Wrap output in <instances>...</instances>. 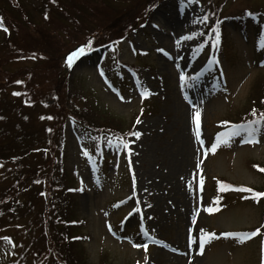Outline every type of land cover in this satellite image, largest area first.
Returning <instances> with one entry per match:
<instances>
[{
    "label": "rangeland",
    "instance_id": "374dc122",
    "mask_svg": "<svg viewBox=\"0 0 264 264\" xmlns=\"http://www.w3.org/2000/svg\"><path fill=\"white\" fill-rule=\"evenodd\" d=\"M147 1L88 0L92 11L88 19L117 8V12L129 9L131 14L141 11L144 23L128 31L119 50L110 47L89 53L84 48L71 66L63 55L61 76L73 79V91H91L97 97L98 111L88 106H84L88 111H82L93 123L132 133L112 144L107 139L98 141L71 120L66 165L76 181L72 182L75 188H68L74 193L68 221L60 225L55 219L61 209L56 200L65 196L58 193L45 202L43 194H36L33 199L39 190L33 176H28L22 189L17 187L27 201L21 210L0 207V264H34L36 237L42 242L48 233L56 241L48 243L43 264H59L57 260L65 264H260L264 237L249 235V241L243 242L239 237L264 223V203L243 201L246 194L236 191L264 182L257 166L264 168V128L260 135L242 131L235 140L228 128L230 119L240 121L241 112L255 111L252 104L264 99V62L256 47L262 27L249 24L245 32L238 24L239 12L264 7V0L223 3L224 15L240 16L232 18L235 22L225 18L226 41L218 43L221 51H217L216 34L210 32L211 20H204L207 10L202 0H161L144 12ZM71 16L56 14L58 26L52 33L59 34L70 22L79 23ZM68 30L64 35L69 39L59 36L77 46L76 32ZM87 36L80 35L79 41ZM46 37L56 39L42 24L30 32L28 41L40 47ZM4 56L3 60L11 59ZM114 56L135 67L139 75L123 66L121 80L112 69ZM214 60L222 67L223 81L215 82L208 73L207 65ZM28 64L32 62L21 60L8 67L16 70ZM57 71V67L49 71L47 83H56ZM8 93L9 101L13 95L6 97ZM143 100L155 103L152 114H141ZM218 138L222 142L213 152ZM97 144L105 159L96 156ZM38 151L35 146L21 157L23 169L36 165L32 161L38 160ZM5 165H0V195L7 188L5 179L9 187L14 183V174L2 177ZM204 233H215L216 238L201 249Z\"/></svg>",
    "mask_w": 264,
    "mask_h": 264
},
{
    "label": "trees",
    "instance_id": "16d2710c",
    "mask_svg": "<svg viewBox=\"0 0 264 264\" xmlns=\"http://www.w3.org/2000/svg\"><path fill=\"white\" fill-rule=\"evenodd\" d=\"M160 1L148 0L143 6L144 12L156 6ZM202 1L207 10L205 15L207 19L204 20H211L210 26L213 28L210 29V32L214 31L217 36L218 30L221 40L218 43H221L225 40V18H230L232 22H235L232 18H238L240 14L224 15L222 6L228 0ZM87 3L88 0H0V19L3 21V27L7 29L5 31L0 28V165L2 162H6L3 178L14 174L13 187H9L5 179L7 188H4L0 195V207H13L16 212H19L22 204L27 201H25L24 194L20 193L17 187L21 188V184L26 178L33 176L34 183H37L35 185L39 190L34 193L33 199L37 198L36 194H43L45 202L52 201L50 196H58V193L65 196L61 201L56 200L57 206L61 209L56 214L55 219L60 225H66L68 221V205L72 204V195L74 194L68 188H75L73 183L76 181L66 165L68 123L72 120L83 129L91 132L92 135H96L98 141L108 139L115 143L132 133L129 130L126 134H123L116 128L109 127L106 124L98 126L93 123L82 111H88L84 106H88L89 109L90 107L95 108V111H98L99 100L91 91H73V79L66 81L62 77L64 76V69L63 66L60 67V64L63 55L68 56L80 45H87L90 49L111 47L119 50L120 43L127 38L128 31L139 28L140 23L145 18L144 14L141 11L138 14H131L129 9L117 12V8H115L114 12L101 11V16L95 15L88 19V15H91L92 11L89 10ZM55 13L59 16L64 13L70 14L72 15L71 20L79 22L76 25L71 22L70 25L65 24L63 29L58 31L62 37L68 39L69 37L64 35L68 29L69 32L70 30L76 32L77 36L74 39L77 41V46H74L75 43L73 46L66 44L69 41L61 38L58 33H52L58 26L57 21L53 19ZM239 13H241V17H239L240 22L238 24L243 29L246 28L245 32L250 29L249 24L254 25L257 29L264 28L263 6L258 9L246 7ZM93 18L94 21H92ZM66 22H69L68 19H66ZM42 24L48 28L51 36L56 39L46 37L42 40L41 46L37 47L34 42L28 41V37L30 32L35 31ZM82 34H88V36L79 41V36ZM218 43L216 44L217 49L219 48V51H221L222 45ZM262 45H264V31L262 40L256 43L261 60L264 62V47ZM6 54L11 59L3 60ZM50 55H53L54 58ZM21 60L31 61L32 65H24L16 70L8 67L9 63ZM112 62V69L116 70V74L121 80L125 78L122 70L123 66H129L137 72L135 67L123 63L116 56L112 58ZM56 67L58 68L57 81L52 85L46 81H49L50 78L49 71ZM208 73L215 82H220L222 67L218 60H214L210 64ZM137 74L139 73L137 72ZM6 91H10L11 95L14 96L9 101L5 98ZM10 93L6 97L10 96ZM255 102L252 104V108H256L255 111L247 109L245 112H241L238 116V119L241 118L240 121L230 119L233 120L230 123L231 127L228 128L231 139L236 138L231 136L234 126L243 124L247 127L250 121H256L251 125L252 128L256 129L254 134L262 132L264 127V99L255 100ZM154 106L153 101L150 100L146 103V100H144L141 114H152ZM89 112L93 111L89 110ZM100 112H103V110ZM40 133L45 135L42 138H35ZM35 146L36 151L39 150L38 153L40 154L38 160L32 161L36 165L34 164L35 166L32 167L31 164H27L28 168L25 170L22 168L20 159L22 160L21 157L29 153ZM99 148V144H97L96 156L105 159ZM257 166L261 169L260 173L264 177V171H262L264 168L259 164ZM0 184L3 185L1 181ZM230 186L233 187L234 184L230 183ZM256 192L264 193V182L258 187L252 186L251 192L244 193L246 197L242 196L243 201L256 202L258 200L264 203V196L255 198L254 194ZM47 208H49V205H47ZM17 221L22 222L20 215H17ZM257 229H259L258 232ZM253 231L264 237V223ZM53 236L54 234L48 233L47 238L42 242H39L36 237L32 249L36 253L34 264H43L47 261L48 257L44 260L42 255L48 243L51 244L52 242L54 244L56 241ZM261 253L258 262L264 264V240ZM57 261L59 264H65L64 261ZM69 264H73V262L69 261Z\"/></svg>",
    "mask_w": 264,
    "mask_h": 264
},
{
    "label": "snow or ice",
    "instance_id": "6c2138e0",
    "mask_svg": "<svg viewBox=\"0 0 264 264\" xmlns=\"http://www.w3.org/2000/svg\"><path fill=\"white\" fill-rule=\"evenodd\" d=\"M204 19H207V17H205ZM0 28H3V30L7 31V29L3 27L2 19H0ZM218 41H219V32L217 30V43H218ZM262 47H264V45H262ZM83 54H84V48L83 47L78 48L76 51L72 52L68 56V59H67L68 65L71 66L72 63L74 62V60L76 58H78L79 56L83 55ZM181 78L183 79V77H181ZM194 120H195L196 125H197V138L199 139V113L196 114V116L194 117ZM224 123H227V122H224ZM254 123H256V121L248 122V126L247 127H245V125H243V124L234 126V128L232 129V132H231V136H239L241 130L247 131L249 136H252L254 134V132L256 131L255 128L251 127V125L254 124ZM135 135L139 136V133H135ZM220 135L224 136L225 134L221 133ZM121 142L123 143V141H121ZM220 142H222V141L218 138L217 143L212 145L211 151L214 152L216 147L218 146V144ZM124 146L127 147V144L125 143ZM262 171H264V169H262ZM200 183L202 185L203 184V180H201ZM242 190L243 191H249V192L252 191L251 189H242ZM254 196H255V198H259L261 196H264V193L256 192L254 194ZM208 211L211 212V211H213V209L209 208ZM200 231L203 233L202 229ZM258 231H259V229H257V232ZM255 234H256L255 232L251 233V234H244L243 237H239L240 242H243L244 239H247L249 235H255ZM222 235L225 236V237H229V236H236L237 234H235V233H223ZM215 238H216L215 233H204L203 238L201 239L200 244H199L200 248L203 249L205 243H207V242H209V241H211L212 239H215ZM144 247H145V249H147V245H145Z\"/></svg>",
    "mask_w": 264,
    "mask_h": 264
},
{
    "label": "bare ground",
    "instance_id": "6f19581e",
    "mask_svg": "<svg viewBox=\"0 0 264 264\" xmlns=\"http://www.w3.org/2000/svg\"><path fill=\"white\" fill-rule=\"evenodd\" d=\"M192 107H193V106H190V105H189L190 110L192 109ZM195 107H196V106H195ZM186 145H187V144H186ZM187 146H188V145H187ZM184 159H188V158H184ZM184 162L186 163L187 161H184ZM185 163H184V164H185ZM186 164H187V163H186Z\"/></svg>",
    "mask_w": 264,
    "mask_h": 264
}]
</instances>
